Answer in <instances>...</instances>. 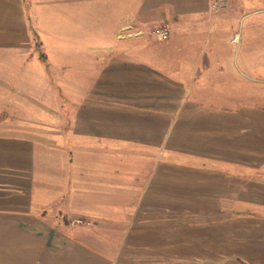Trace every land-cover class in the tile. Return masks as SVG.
Instances as JSON below:
<instances>
[{
  "label": "crops",
  "instance_id": "1",
  "mask_svg": "<svg viewBox=\"0 0 264 264\" xmlns=\"http://www.w3.org/2000/svg\"><path fill=\"white\" fill-rule=\"evenodd\" d=\"M31 3L0 0L7 78L41 97L0 129V264H264V108L192 94L225 74L226 15L210 0ZM158 23L167 51L133 32Z\"/></svg>",
  "mask_w": 264,
  "mask_h": 264
},
{
  "label": "rangeland",
  "instance_id": "2",
  "mask_svg": "<svg viewBox=\"0 0 264 264\" xmlns=\"http://www.w3.org/2000/svg\"><path fill=\"white\" fill-rule=\"evenodd\" d=\"M48 1L53 2L55 0ZM98 1L103 2L104 0ZM223 1L226 3L222 8L215 11L210 10L214 14L226 15L221 22L220 30L226 37L225 47L229 46L232 57L222 60L225 66V74L218 76V84L208 85L210 89L193 91L192 94L198 100L222 107L247 104L264 108V0L260 2ZM82 2H87V0H82ZM232 3H238L237 9L239 10L232 11L229 7V4ZM25 4L31 12L33 3L30 4V0H25ZM227 7L230 9L227 10ZM154 27H168L170 30L168 38L165 40L157 39L151 33ZM137 29H140L138 34L144 35L150 45L158 43L161 49L168 50L167 42L171 35V28L167 24H151ZM128 33L132 34L131 31ZM33 41L34 45L37 46L35 33H33ZM237 52L238 56L236 55ZM10 64H16V56L10 51L0 50V129L9 125L13 127L25 125L28 117L25 110L28 109V106L36 102L41 104L38 101L41 98L38 93L28 89H19V87H28V84H10L7 78ZM203 77L212 79L214 76L205 74ZM17 81L24 82V79L18 75ZM73 221L81 222L82 220L76 221L75 219Z\"/></svg>",
  "mask_w": 264,
  "mask_h": 264
},
{
  "label": "built area",
  "instance_id": "3",
  "mask_svg": "<svg viewBox=\"0 0 264 264\" xmlns=\"http://www.w3.org/2000/svg\"><path fill=\"white\" fill-rule=\"evenodd\" d=\"M226 2L225 1H221V0H211L210 1V9L211 10H217L218 8H222L224 6ZM132 29V26H126L124 27L122 30H131ZM140 32V29H137L134 31V33H139ZM151 33L157 38V39H160V40H165L168 38L169 36V33H170V30L168 27H154L152 30H151ZM76 221H80V219H76Z\"/></svg>",
  "mask_w": 264,
  "mask_h": 264
},
{
  "label": "trees",
  "instance_id": "4",
  "mask_svg": "<svg viewBox=\"0 0 264 264\" xmlns=\"http://www.w3.org/2000/svg\"><path fill=\"white\" fill-rule=\"evenodd\" d=\"M39 57H40L41 59H44V58H45L44 55H43V53H40V54H39Z\"/></svg>",
  "mask_w": 264,
  "mask_h": 264
}]
</instances>
